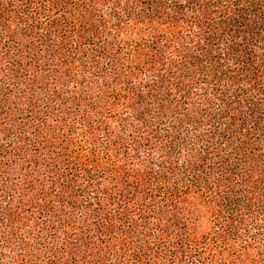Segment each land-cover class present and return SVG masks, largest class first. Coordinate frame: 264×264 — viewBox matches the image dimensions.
<instances>
[{
    "label": "trees",
    "instance_id": "obj_1",
    "mask_svg": "<svg viewBox=\"0 0 264 264\" xmlns=\"http://www.w3.org/2000/svg\"><path fill=\"white\" fill-rule=\"evenodd\" d=\"M0 264H264V0H0Z\"/></svg>",
    "mask_w": 264,
    "mask_h": 264
}]
</instances>
